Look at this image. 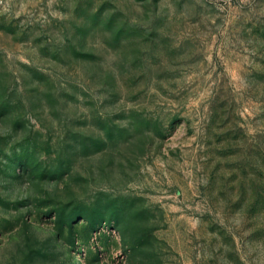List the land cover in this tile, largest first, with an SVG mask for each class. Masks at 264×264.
I'll return each instance as SVG.
<instances>
[{"label":"rangeland","instance_id":"374dc122","mask_svg":"<svg viewBox=\"0 0 264 264\" xmlns=\"http://www.w3.org/2000/svg\"><path fill=\"white\" fill-rule=\"evenodd\" d=\"M0 264H264V0H0Z\"/></svg>","mask_w":264,"mask_h":264}]
</instances>
